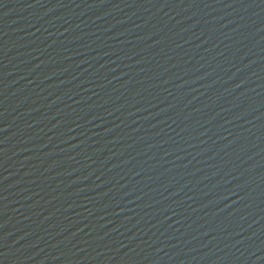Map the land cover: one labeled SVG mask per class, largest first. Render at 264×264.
I'll return each mask as SVG.
<instances>
[{
	"label": "water",
	"instance_id": "1",
	"mask_svg": "<svg viewBox=\"0 0 264 264\" xmlns=\"http://www.w3.org/2000/svg\"><path fill=\"white\" fill-rule=\"evenodd\" d=\"M0 264H264V0H0Z\"/></svg>",
	"mask_w": 264,
	"mask_h": 264
}]
</instances>
